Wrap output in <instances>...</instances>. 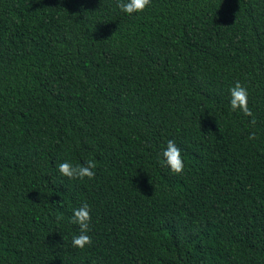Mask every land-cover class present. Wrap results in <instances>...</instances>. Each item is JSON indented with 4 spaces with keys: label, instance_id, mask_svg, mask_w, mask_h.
<instances>
[{
    "label": "trees",
    "instance_id": "obj_1",
    "mask_svg": "<svg viewBox=\"0 0 264 264\" xmlns=\"http://www.w3.org/2000/svg\"><path fill=\"white\" fill-rule=\"evenodd\" d=\"M0 264H264V0H0Z\"/></svg>",
    "mask_w": 264,
    "mask_h": 264
},
{
    "label": "clouds",
    "instance_id": "obj_2",
    "mask_svg": "<svg viewBox=\"0 0 264 264\" xmlns=\"http://www.w3.org/2000/svg\"><path fill=\"white\" fill-rule=\"evenodd\" d=\"M151 3V0H117V7L126 14H133L143 12L144 9ZM230 95V110H239L245 116H252V112L248 106V90L239 81H235L234 85L229 89ZM253 118L250 122L255 124ZM250 140H255V133L249 134ZM161 156V163L166 165L174 174H181L184 171L185 163L181 154L180 148L176 145L174 140H167L166 147L163 148L159 154ZM97 165L93 160H87L84 164H73L70 161L59 163V173L69 179L85 178L91 180L95 178V171ZM70 218L71 223L78 225L79 233L72 236V246L83 249L86 245L92 243V237L89 235L90 223L92 220L90 206L85 202L80 207L72 210Z\"/></svg>",
    "mask_w": 264,
    "mask_h": 264
}]
</instances>
